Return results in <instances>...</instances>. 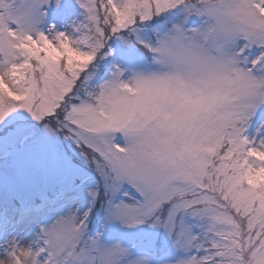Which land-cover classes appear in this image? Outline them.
<instances>
[{
  "label": "snow or ice",
  "instance_id": "obj_1",
  "mask_svg": "<svg viewBox=\"0 0 264 264\" xmlns=\"http://www.w3.org/2000/svg\"><path fill=\"white\" fill-rule=\"evenodd\" d=\"M0 264H264V0H0Z\"/></svg>",
  "mask_w": 264,
  "mask_h": 264
}]
</instances>
